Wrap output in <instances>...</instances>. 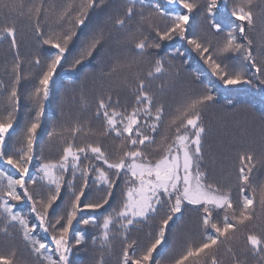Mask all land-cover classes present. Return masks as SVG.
Wrapping results in <instances>:
<instances>
[{
  "label": "snow or ice",
  "instance_id": "1",
  "mask_svg": "<svg viewBox=\"0 0 264 264\" xmlns=\"http://www.w3.org/2000/svg\"><path fill=\"white\" fill-rule=\"evenodd\" d=\"M105 3L106 0H69L57 9L38 0L26 11L22 0L3 5L9 14L32 21L38 43L49 46L50 51L42 66L39 56L34 59L40 74L28 99L35 107V115L17 135L21 101L18 86L25 78L23 61L15 22L0 27V42L7 40L14 52L10 87L0 81V109L6 113L0 115V234L10 237L18 232L32 257L31 264H76L73 251L86 242V233L76 231L75 225H91L99 230L92 244L99 242L101 250L111 252L113 240L120 238L119 264H161L154 253L167 244L171 224L182 219L191 206L201 214L199 235L189 236L170 264H248L249 256L257 264H264V185L256 187L251 181L257 164L264 165V156L258 159L251 150L238 153L236 199L230 185L209 182L202 168L206 134L203 113L215 100L211 88L205 85L203 91L190 93L169 113L151 90V83L168 75L174 59L184 52L177 48L168 58L147 57L149 49L159 50L163 42L178 38L225 87L264 85V41L254 53V42L248 36L256 26L254 0H153L149 5L145 0H125L123 14L109 16L108 20L127 33L136 56L117 62L109 75L138 69L132 80L125 77L121 82L134 97L131 110L122 107L118 98L113 100L110 92L100 95L95 99L94 112L102 121L99 129L79 119L59 130L53 128L47 133L48 140L59 146V156L45 159L37 154L38 129L54 77L68 62L70 45L74 46L79 34L89 27L92 12ZM145 7L149 9L147 14ZM194 13L201 16L209 35L223 34V40L214 43L207 36L192 34L190 20ZM160 21L166 22L163 28ZM104 39L103 29L94 31L69 66L81 65ZM225 57L231 59V66ZM141 63L148 64L146 72L139 68ZM248 69L254 70L252 77L247 75ZM163 88L161 84V91ZM81 100L87 104L83 94ZM104 137L119 141L114 157L102 144ZM69 174L70 178H66ZM92 186L102 190L103 195L89 198ZM41 187L48 189L46 195L40 192ZM62 190L68 194L63 207L57 203L64 199ZM21 203L30 205L28 214L20 210ZM162 208L166 211L147 233L146 243L130 238L137 225L151 227ZM100 210H104L102 220L95 215L84 216ZM0 264L29 262L11 247L0 250ZM97 264H104L103 253Z\"/></svg>",
  "mask_w": 264,
  "mask_h": 264
},
{
  "label": "rangeland",
  "instance_id": "2",
  "mask_svg": "<svg viewBox=\"0 0 264 264\" xmlns=\"http://www.w3.org/2000/svg\"><path fill=\"white\" fill-rule=\"evenodd\" d=\"M8 2H11V0H0V27L15 22L19 52L23 61L22 75L25 76L18 86L21 101L20 111L17 113L18 126H16V133L19 135L21 129L35 115V107L28 99L29 94L38 84L37 76L40 74V69L36 68L34 59L39 56L42 66L44 57L50 51V48L47 45L38 43L34 35L32 21L28 20L26 16L20 17L9 14L8 10L3 7L4 3ZM15 2L19 3L21 0H15ZM22 2L26 11L29 5L38 2V0H22ZM67 2L69 0H45L46 4L55 5L57 9ZM79 2L80 0H75V3ZM152 2L153 0H147L145 5ZM124 8L125 0H106L105 6L92 12L89 27L79 34V39L75 41L74 46L70 45V52L67 54L68 62L64 63L63 68L59 69L57 76L54 77V83L51 85V96L45 104L44 115L41 118V128L38 129L36 150L37 154H42L45 159H56L59 156V146L55 141L49 142L48 140L47 133L51 132L53 128L59 130L62 125L76 119L90 122L93 129H99L102 126V121L94 116L96 97L110 92L113 100L118 98L122 107L126 106L129 111L131 110L134 97L132 92L124 87L121 82L125 77L132 80L138 69L133 67L131 71L125 70L119 74L109 75L113 65L117 62L126 61L136 56V51L133 44L129 42L127 33L116 29L108 20L109 16L122 15ZM148 10L145 7V14ZM252 10L256 17V26L248 32V36L254 42L253 50L256 53L260 49L261 42L264 41V23H262V20H264V0H254ZM193 15L194 19L190 20V32L192 34L207 36L214 43L223 40V34L220 36L209 35L207 25L201 19V16L197 13ZM159 23L160 27L163 28L166 22L160 21ZM232 26L228 25V27ZM135 27V22H133V31ZM99 29H103L105 34L102 44L81 65L71 68L69 63L73 57L86 44L93 32ZM45 31H47L46 26ZM147 31V28H145V32ZM177 48H180L184 55L174 59V66L168 75L152 81L151 90L156 93L157 99L165 104L167 112L171 113L184 102L186 96L190 93L203 91L205 85L210 84L213 87L216 91L215 94L212 93L215 100L203 113L206 134L203 141L202 168L207 172L209 182L230 185L233 199H236L238 195L235 187L238 153L241 150H251L258 159L264 156V85L254 87L253 85L241 84L225 87L217 77L211 74L210 69L199 59L197 54L188 48L186 42L178 38L163 42L159 50L149 49L147 57L149 60L158 56L168 58ZM185 60H187L186 63ZM13 62L14 52L10 48L9 42L7 40L0 42V81H3L8 87H10L13 80L11 72ZM225 62L229 63L230 66L232 64L229 57H225ZM139 68L146 72L148 64L141 63ZM253 71L248 69L247 75L252 77ZM203 72L206 74L205 78L200 76ZM64 74L71 76V81L64 80ZM161 84H164L163 91L160 89ZM230 87L233 88L227 90ZM245 87H249L251 90ZM7 90L6 87L5 91ZM82 94L86 98L87 104L82 102ZM2 100L3 97L0 96V103H2ZM229 100L232 101L231 104L228 103ZM4 114L6 113L0 109V115ZM13 141H15V136ZM101 142L114 157L119 141L112 137H104ZM17 147H19V143H17ZM92 162L95 163V161ZM83 163L87 164L89 161ZM36 164L37 161L34 160L33 167ZM66 178H70V174ZM251 181L256 187L264 185V165L257 164L251 176ZM76 184L78 189L79 179H77ZM39 190L42 195H46L48 191L46 187H41ZM61 195L64 199L57 201V203L63 207L68 194L65 190H62ZM102 195L103 191L95 186H92L88 192L89 198ZM103 211L86 212L84 216L87 218L89 215H95L99 220H102ZM165 211L166 209L163 208L160 210L159 214L151 221V227L148 224H140L134 227L129 234L130 238L138 240L141 244L146 243L147 233L155 228L160 216L164 215ZM257 211L259 212V209ZM200 215L199 211L189 206L184 211L182 219L171 225L165 246L166 252L159 259L161 264H170V261L182 251L187 238L199 235ZM75 229H83L86 233V242L74 248L73 251L72 259L76 264H97L102 253L104 264H119L122 248L119 237L113 240L112 250L108 252L107 250H101L99 242L95 246L92 244V237L99 234L98 229L83 224H76ZM254 231H259V229H254ZM11 247H15L18 250V255L31 264L32 257L25 248L18 232H13L10 237L0 234V250ZM248 264H257V260L249 256Z\"/></svg>",
  "mask_w": 264,
  "mask_h": 264
},
{
  "label": "trees",
  "instance_id": "3",
  "mask_svg": "<svg viewBox=\"0 0 264 264\" xmlns=\"http://www.w3.org/2000/svg\"><path fill=\"white\" fill-rule=\"evenodd\" d=\"M146 1L147 0H145V3H146ZM164 6V5H163ZM205 73L203 72V73H201L200 74V76L201 77H203V78H205ZM63 79L64 80H66V81H71V79H72V77L71 76H69V75H67V74H64L63 75ZM210 85V84H209ZM208 85V86H209ZM210 88H211V93H214L215 94V90L213 89V87L210 85ZM231 88H233V87H230V88H227V90L228 89H231ZM245 88H248V89H250L249 87H245ZM235 89V88H234ZM221 90H224V89H221ZM251 90V89H250ZM20 210L21 211H23L25 214H28V212H29V205L28 204H26V203H21V205H20ZM180 219H177L174 223H172L171 225H173V224H175L176 222H178ZM76 231H80V232H84V230L83 229H78V230H76ZM85 233V232H84ZM38 235H40L41 237H44V234L43 233H40V232H38ZM46 238V237H45ZM23 242V241H22ZM50 243V242H49ZM166 245H163V246H161V248L160 249H158V252L157 253H155L154 254V257L156 258V259H161L162 257H163V255L165 254V252H166V247H165Z\"/></svg>",
  "mask_w": 264,
  "mask_h": 264
}]
</instances>
